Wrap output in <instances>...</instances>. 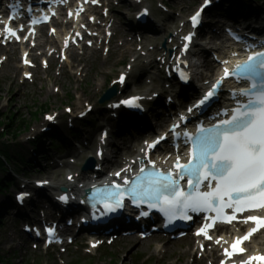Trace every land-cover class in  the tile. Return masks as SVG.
Instances as JSON below:
<instances>
[{"label":"snow or ice","instance_id":"obj_1","mask_svg":"<svg viewBox=\"0 0 264 264\" xmlns=\"http://www.w3.org/2000/svg\"><path fill=\"white\" fill-rule=\"evenodd\" d=\"M207 3L208 0L205 6ZM71 15L69 12V16ZM141 15H148L147 10ZM200 15L201 12L198 11L191 17L193 27L197 26ZM47 20V16L42 17V21ZM38 22L41 21H31L33 25ZM5 31L19 38L10 28H6ZM193 35L189 34L184 39L190 43ZM189 43L184 45L185 52ZM223 63L225 67L222 77L187 111L193 113L195 109L205 106L216 95L223 81L230 76L250 83L249 88L240 89L232 94L234 98L244 97L246 102L237 100L230 118L220 120L218 124L211 127L200 126L195 134L184 132L183 135L191 143L185 163H181V156L178 153L172 167L167 170L157 168L155 161L148 160L151 169L141 167L133 179L125 176L122 177V183L113 181L102 188L94 187L91 198L96 203H102L104 211L114 212L123 208L125 196L136 207L147 205L148 209L159 211L168 223L175 219L191 220L190 213H215V217L219 219L225 216V209H231V215L225 221L231 223L238 218V213L242 215L251 209L264 210V52H253L246 60L237 62L232 68L227 67L228 61ZM181 78L187 80L188 77L181 73ZM123 80L124 77L121 76V82ZM139 99L141 98L131 97L120 101V104L114 107L122 104L140 108L141 106L136 103ZM223 114L229 115L227 110ZM180 119L185 121L187 118L181 116ZM178 127L179 124L173 125L171 131L175 133ZM163 140H167V134L148 144V148H156ZM114 176L121 177V172L114 173ZM185 180L186 188L181 184V181ZM26 195L21 193L18 199L22 202ZM60 199L66 203L68 197L61 196ZM149 214L148 211L140 213L145 217ZM249 221L255 222L256 226L250 228L244 236L236 238L231 244L232 251L224 249L228 258L234 254L244 253L246 249L240 245L260 227H264V217L248 215L242 220L245 224ZM215 222L213 220L212 224L201 227L196 235L203 234L206 239H212L205 228H211ZM45 231L51 243L55 238V230L49 227ZM216 242L220 243V240ZM253 260L264 261V256H250L243 264H251ZM221 264H224V261Z\"/></svg>","mask_w":264,"mask_h":264},{"label":"rangeland","instance_id":"obj_2","mask_svg":"<svg viewBox=\"0 0 264 264\" xmlns=\"http://www.w3.org/2000/svg\"><path fill=\"white\" fill-rule=\"evenodd\" d=\"M21 111H23V108L21 109ZM24 116L25 117L30 116V110L29 109H25ZM181 246L182 245L178 246L177 249L179 247H181ZM137 247H138V244H133V245H130V246L127 247V251L126 252L130 253V255H129V257L126 260H124V264H136L135 254L138 251ZM139 250H141V252L139 254H149L150 253V250L147 249V247L146 248H141ZM172 256H174V254H172ZM120 259H122V255H120ZM73 260H75V259H69V264H71V262Z\"/></svg>","mask_w":264,"mask_h":264},{"label":"bare ground","instance_id":"obj_3","mask_svg":"<svg viewBox=\"0 0 264 264\" xmlns=\"http://www.w3.org/2000/svg\"><path fill=\"white\" fill-rule=\"evenodd\" d=\"M199 68H200V67H198V66H195V69H196V70H199Z\"/></svg>","mask_w":264,"mask_h":264}]
</instances>
